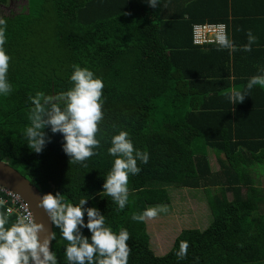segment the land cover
<instances>
[{
  "label": "trees",
  "instance_id": "1",
  "mask_svg": "<svg viewBox=\"0 0 264 264\" xmlns=\"http://www.w3.org/2000/svg\"><path fill=\"white\" fill-rule=\"evenodd\" d=\"M198 1L160 0L153 9L146 0H27L21 12L0 17L6 21L13 89L0 96V161H8L41 194L60 192L72 204L88 199L85 207L98 208L113 230L126 228L128 264H195L196 258L199 264H264V86H254L242 103L228 99L264 70V44L257 68L249 72L241 61L256 52L240 50L242 34L235 32L244 17L226 25L236 51L196 45L195 25L228 23ZM256 18L250 13L247 22ZM74 65L104 82L101 147L82 163L70 161L63 136L50 128L44 131L51 140L41 153L23 136L33 107L29 98L67 91ZM120 130L150 159L138 162L141 172L129 176V202L118 212L102 186L114 160L107 151L111 136ZM170 188L202 189L211 221L203 230H181L170 249L156 255L146 221L131 217L148 206L169 205ZM0 213H6L5 205ZM7 215L15 222V214ZM53 233L51 251L58 264H67L68 242L54 224ZM83 234L90 236L86 228ZM182 240L189 243L188 255L178 260Z\"/></svg>",
  "mask_w": 264,
  "mask_h": 264
},
{
  "label": "clouds",
  "instance_id": "2",
  "mask_svg": "<svg viewBox=\"0 0 264 264\" xmlns=\"http://www.w3.org/2000/svg\"><path fill=\"white\" fill-rule=\"evenodd\" d=\"M146 3L155 9L160 5V0H146ZM226 29V25H218L215 43L219 46L218 50L234 52L237 46ZM5 33L6 21L0 19V96H7L13 90L8 80L10 56L5 49ZM257 39L248 30L247 43L240 50L252 51ZM258 71L259 75L249 78L245 91H233L228 96L232 104L242 103L254 86H264V70ZM70 81L71 88L55 96L37 93L29 98L33 107L28 113L29 124L25 127L23 136L32 151L41 153L51 140L44 131L50 128L51 133L63 136L62 148L70 161L82 163L97 155V150L101 147V139L97 138V134L100 132L98 125L104 119V82L87 67L78 65L73 66ZM110 145L107 151L114 160L102 187L103 192L117 205L116 210L119 212L129 202V176L139 174L141 168L138 167V162L147 164L150 155L147 151L134 147L129 132L125 130L112 135ZM87 200L81 198L77 204L68 203L63 194L56 192L43 194L39 202L51 222L60 229L62 238L68 242L64 249L67 264H128L131 253L127 243L130 239L128 230H113L98 208L85 207ZM3 207L4 201L0 200V208ZM166 211L164 206H148L142 212L133 213L131 218L135 222H145ZM85 228L90 236L83 234ZM43 230L44 225L27 216H17L15 222L10 224L8 215L0 213V264H58L56 254L50 250V243L55 235L50 232L41 239L39 233ZM188 248L189 243L182 240L175 253L178 260L187 257ZM195 264H199L198 258Z\"/></svg>",
  "mask_w": 264,
  "mask_h": 264
},
{
  "label": "rangeland",
  "instance_id": "3",
  "mask_svg": "<svg viewBox=\"0 0 264 264\" xmlns=\"http://www.w3.org/2000/svg\"><path fill=\"white\" fill-rule=\"evenodd\" d=\"M5 0L0 2V17H6L21 12L24 3L20 0ZM1 19V18H0ZM211 165L215 168V159L211 156ZM170 204L167 211L156 218L146 220L150 247L156 255L165 254L183 229L207 228L211 214L207 207L202 189L170 188Z\"/></svg>",
  "mask_w": 264,
  "mask_h": 264
},
{
  "label": "crops",
  "instance_id": "4",
  "mask_svg": "<svg viewBox=\"0 0 264 264\" xmlns=\"http://www.w3.org/2000/svg\"><path fill=\"white\" fill-rule=\"evenodd\" d=\"M13 1H16V0H13ZM20 1L22 3L25 2V4L22 7H20L23 10L27 4V0H20ZM185 1L188 2L190 0H185ZM198 3H199V6H204L205 3H207L209 10L214 11L215 17L217 16L226 17L228 23H225V22H222V23L226 24L229 27L230 25L232 27L233 26L232 22H234L236 19H239V17L245 18V23H242L241 25H236L238 26L237 27L238 30L235 31L233 28V31L240 32L242 34V38H241L242 44L247 43V31L248 30H251L253 34L257 36L258 39H257V42L252 47V50H255L254 52H256L255 55L253 54V56L250 57L248 54V60L250 61H245L246 59H244L243 61H241V65L243 68H246V71L248 72H249V70H247L248 68L250 69L257 68L256 63L261 59V56L263 55V54L262 55L260 54L256 55V54L259 53L258 49H261L260 47H262V44H264V0H199ZM250 13L253 14L255 17H257L256 20L252 22L253 24H249L247 22V17L249 19ZM233 34H234V37H237L235 33ZM237 39H240V38L237 37ZM260 68L263 69L262 65L260 66ZM211 156L215 160L216 158L212 153L209 154V161H210L212 172H216L218 169V166L215 161V168L213 169L211 165Z\"/></svg>",
  "mask_w": 264,
  "mask_h": 264
},
{
  "label": "water",
  "instance_id": "5",
  "mask_svg": "<svg viewBox=\"0 0 264 264\" xmlns=\"http://www.w3.org/2000/svg\"><path fill=\"white\" fill-rule=\"evenodd\" d=\"M0 187L18 194L26 203L32 213L34 222L44 225V230L39 233L40 238L53 233V223L46 211L39 206L41 194L38 187L31 184L29 179L14 169L8 161H0ZM50 243V250H51Z\"/></svg>",
  "mask_w": 264,
  "mask_h": 264
},
{
  "label": "built area",
  "instance_id": "6",
  "mask_svg": "<svg viewBox=\"0 0 264 264\" xmlns=\"http://www.w3.org/2000/svg\"><path fill=\"white\" fill-rule=\"evenodd\" d=\"M220 24L224 23L204 22L195 25L193 30V42L196 45L216 44L215 33L218 31V25ZM0 192L3 193L0 200L4 201L7 214H15L16 218L17 216L24 215L33 220L31 211L18 194L2 187H0Z\"/></svg>",
  "mask_w": 264,
  "mask_h": 264
}]
</instances>
